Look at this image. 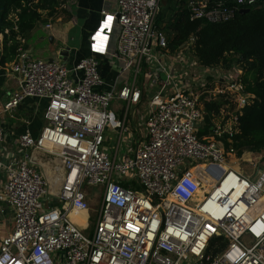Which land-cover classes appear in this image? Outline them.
Listing matches in <instances>:
<instances>
[{"label":"built area","instance_id":"built-area-1","mask_svg":"<svg viewBox=\"0 0 264 264\" xmlns=\"http://www.w3.org/2000/svg\"><path fill=\"white\" fill-rule=\"evenodd\" d=\"M115 1V15L102 14L116 20L120 30L115 53L123 65L119 74L135 72V79L120 90L116 83L97 91L106 83L95 58L70 68L66 61L31 58L21 46L14 63L3 66L0 52V72L16 82L0 108V144L7 137L1 113L15 112L27 99L48 102L40 136L21 135L18 154L4 166L0 202L13 209L14 225L0 244V264H264V161L252 168L254 173L239 171L230 161L237 152L218 141L225 133H236L237 114L254 98L244 93L241 71L222 70V76L219 72L214 77L213 68L194 62L199 74L191 76L192 83L189 76H180V88L176 66L189 64L195 38L178 53H168L166 35L155 28L163 0ZM258 6L264 0L188 2L191 20L215 24ZM145 65L150 71L144 74V85L155 92L143 119L144 139L127 141L128 153L122 152L121 143L107 152L108 130L126 139L132 134L126 126L128 109L119 120L109 108L116 100L142 104L137 76ZM211 78L214 88L208 87ZM207 96L206 101L229 96L236 109L230 128L216 127L214 137L201 138L202 99ZM30 150L61 162L66 174L57 193L49 190ZM200 166L213 186L207 192L204 179L195 177L192 185L204 193L195 204L193 194L179 187ZM85 185L104 187L99 218L89 236L71 218L90 211ZM218 239L226 246L212 255L209 249Z\"/></svg>","mask_w":264,"mask_h":264},{"label":"trees","instance_id":"trees-1","mask_svg":"<svg viewBox=\"0 0 264 264\" xmlns=\"http://www.w3.org/2000/svg\"><path fill=\"white\" fill-rule=\"evenodd\" d=\"M67 1L0 0V34L4 36L1 64L4 66L16 60L22 46L20 38H26L33 31L43 13H48L53 20L58 16L63 18L67 13L64 6ZM188 2L163 0L155 28L166 35L168 53H178L191 38H195L190 50L201 66L229 71L239 64L244 93L254 98L237 114L236 133H225L218 141L227 151L234 149L237 158L260 154L264 152V6L251 8L247 14L237 11L233 20L215 24L191 20ZM231 99L229 96H219L212 101L202 99L205 115L199 131L201 138L214 137L213 120L221 117L222 108L228 107ZM187 185L184 179L179 188L185 189ZM225 246L226 242L218 239L211 245L209 253L216 255Z\"/></svg>","mask_w":264,"mask_h":264},{"label":"crops","instance_id":"crops-1","mask_svg":"<svg viewBox=\"0 0 264 264\" xmlns=\"http://www.w3.org/2000/svg\"><path fill=\"white\" fill-rule=\"evenodd\" d=\"M64 6L69 15L66 13L63 15V18L61 16H55L56 18L54 17L55 20H53V18L45 12L42 15V20L37 23L33 31L26 38H20L21 45L26 53L34 59L66 61L68 67L70 68H73L84 59L95 58L99 63V73L106 83L105 87L97 89L98 92L109 90L115 86L116 83L118 85L117 88L120 90L125 86L127 81L130 82V80L135 79L134 70H132L129 74H119L120 68L123 65L117 58H115V53L117 50L120 30L116 20L112 19L110 16L105 17L102 14L103 11H107L109 15L114 16L116 11V1L68 0ZM49 24H51L52 29L47 28V25ZM1 51L4 52L3 35H0V52ZM62 54H64V58L62 57ZM189 54L190 56H193L192 53L189 52ZM12 63H8L6 65H12ZM147 71L150 70L147 65H145L142 67L139 76H137V85L143 93V99L141 101L142 104L139 106H128L127 103L116 100L117 103L120 102L127 104V108L121 107L120 105V108L117 110H111V112L116 115L117 119L124 120V113L128 109V120L126 122V126L130 128L132 134L129 136V140L127 139V141L136 144L142 142L144 139L146 128L143 126V119L146 115L148 103L155 92V90H150V88L144 85V74ZM162 79L165 80L164 75L162 76ZM15 89L16 82L14 80V76L6 75L5 71H1L0 108H2V104L6 98L13 91H15ZM143 105L146 107L141 110L140 108ZM47 106L48 102L45 100L27 99L15 112L1 113L7 137L5 142L0 144V192L6 182V171L4 166L10 163L14 154H18L16 147L17 139L26 133H30L34 138H38L40 136L42 130L46 126L44 113ZM130 107H134L136 109H134L132 115V123L129 122ZM125 139V135L121 136V134H119L117 145L118 143H121L120 145L122 147L124 142L123 140ZM112 141L113 139L111 138V135H109L105 144V150L107 152L108 144ZM30 153L34 158V161H36V169L45 178L49 190L52 193H57L62 186L66 174L61 162L55 157L38 150H30ZM190 172L192 179L197 177L195 173L192 176V170ZM188 176L186 178L188 184L186 188H179L183 191V193L185 192V194L187 191L189 193H193V191L189 190L192 180H190ZM203 179L205 181V178ZM132 186L135 189L139 188L136 184H133ZM207 188L209 190L211 189L209 186H207ZM193 194L196 196L197 192H194ZM89 213L87 215L72 214L71 218L73 222L79 226L83 222L80 219L84 218V220H87V218H89ZM13 225V209L8 203L0 202V244L4 238L12 234Z\"/></svg>","mask_w":264,"mask_h":264},{"label":"rangeland","instance_id":"rangeland-1","mask_svg":"<svg viewBox=\"0 0 264 264\" xmlns=\"http://www.w3.org/2000/svg\"><path fill=\"white\" fill-rule=\"evenodd\" d=\"M191 52V50H190ZM192 53V52H191ZM167 62L169 63V61L167 60ZM196 62L197 64L198 61L195 59V57H192L190 59L189 64H183L181 62L178 63V65L176 66V71H177V76L178 79L176 80V83L178 84V86L180 88H183L184 82L182 78H187L189 76V80L190 83L191 82V76H193L194 74H199L198 71H194L193 70V66L192 64ZM240 66L238 64V66H236L237 71H241L240 70ZM234 69V68H233ZM215 72L211 74V76L217 77L218 73L222 76V70L221 68H214ZM244 71V70H243ZM180 76L182 78H180ZM211 79H213L214 81H212ZM209 80V85L208 87L212 86V88H214L216 86V80L214 78H211ZM205 99L210 100V98L207 96L205 97ZM213 99V98H212ZM121 105V107L127 108V104H123V103H117V101H114L112 103V105L110 106L109 110L115 111L118 108H120L119 106ZM146 106L143 105L141 106V110L144 109ZM134 107H130L129 108V122L132 123L133 122V112H134ZM236 109V106L231 102V104L225 108H222V115L219 118H214L213 123H215L216 127H220L221 129H228L233 125L232 122V113L234 112V110ZM136 110V109H135ZM227 110L230 112L228 113ZM118 116V115H117ZM132 128V126H131ZM119 135V131H112V130H108L106 132V136L108 137L109 135H111V138L113 139V141L108 144L107 149L109 151H114V149L116 148L117 145V140H118V135ZM134 136V134H133ZM128 137V136H125ZM126 140V141H125ZM123 140V145H122V152L123 153H128L129 152V148L125 147L124 145H126L127 143V139ZM110 146V149H109ZM112 146V147H111ZM237 154V153H236ZM264 161V152L260 153V154H246L243 159L241 158H237V155L235 157H232L230 159L231 164H233L239 171H243V172H247V173H252L253 172V167L256 166L260 161ZM262 168H264V164H262ZM195 173V169L192 170V176ZM254 173V172H253ZM190 174V175H189ZM189 175V176H188ZM190 180H193L191 178V172H189L186 176L185 179L187 178ZM198 177V176H197ZM203 179V177H202ZM211 183V182H210ZM210 183L208 185H210ZM210 187V186H209ZM190 191L197 192L196 196L195 194H193V198L192 201L195 202V204L199 203L202 201L204 193L201 190H196V188L192 185H190ZM83 191L85 192V194L88 197V201L90 204V213H89V218H87V220H84V218L80 219L81 221H83L78 227L80 229V231L89 236L92 235L95 225H96V221L98 218V213H99V209L102 203V197H103V192H104V187L103 186H87L85 185L83 188ZM207 192L210 191L208 188L206 190ZM185 193V192H184ZM187 193H189L187 191ZM99 194V197H98ZM49 207V206H48ZM83 215V214H82ZM243 241L248 244L251 245V242L248 238H244Z\"/></svg>","mask_w":264,"mask_h":264},{"label":"bare ground","instance_id":"bare-ground-1","mask_svg":"<svg viewBox=\"0 0 264 264\" xmlns=\"http://www.w3.org/2000/svg\"><path fill=\"white\" fill-rule=\"evenodd\" d=\"M204 170H205V168L203 166L198 167L197 169H195V175L200 177V178H202V177L205 178L206 185L212 187L213 186V180L209 176L205 175ZM209 183H210V185H208Z\"/></svg>","mask_w":264,"mask_h":264},{"label":"water","instance_id":"water-1","mask_svg":"<svg viewBox=\"0 0 264 264\" xmlns=\"http://www.w3.org/2000/svg\"><path fill=\"white\" fill-rule=\"evenodd\" d=\"M254 8H257V7H254ZM251 10L250 9H242V10H240V13L241 14H247V13H249ZM62 57L64 58V54H62ZM62 58V59H63Z\"/></svg>","mask_w":264,"mask_h":264},{"label":"snow or ice","instance_id":"snow-or-ice-1","mask_svg":"<svg viewBox=\"0 0 264 264\" xmlns=\"http://www.w3.org/2000/svg\"><path fill=\"white\" fill-rule=\"evenodd\" d=\"M214 230V229H213Z\"/></svg>","mask_w":264,"mask_h":264}]
</instances>
